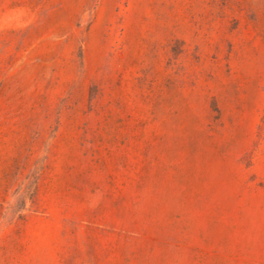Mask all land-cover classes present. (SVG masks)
Wrapping results in <instances>:
<instances>
[{"label": "rangeland", "instance_id": "374dc122", "mask_svg": "<svg viewBox=\"0 0 264 264\" xmlns=\"http://www.w3.org/2000/svg\"><path fill=\"white\" fill-rule=\"evenodd\" d=\"M0 264H264V0H0Z\"/></svg>", "mask_w": 264, "mask_h": 264}]
</instances>
